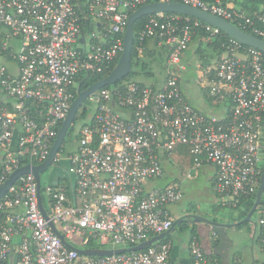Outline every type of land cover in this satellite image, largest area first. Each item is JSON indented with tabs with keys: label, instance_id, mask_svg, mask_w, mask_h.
<instances>
[{
	"label": "built area",
	"instance_id": "2783aa9c",
	"mask_svg": "<svg viewBox=\"0 0 264 264\" xmlns=\"http://www.w3.org/2000/svg\"><path fill=\"white\" fill-rule=\"evenodd\" d=\"M153 1L237 21L264 40V0L251 15L222 0H0V186L19 167L48 158L75 77L112 65L122 53L129 14ZM84 6L83 17L99 25L82 43L78 8ZM191 18L156 13L134 38L138 58L149 40L166 47L162 86L131 80L89 98L94 110L75 130L77 146L67 157L73 186L40 185L48 218L31 173L18 176L0 198V264H169L168 239L133 252L85 255L66 246L49 223L82 249L128 247L164 233L173 224L169 206L183 191L179 185L145 187L163 175L162 159L178 146L187 148L191 169L215 167L212 188L221 205L237 208L256 195L264 170L263 52L232 37L224 41L220 58L200 80L224 112L197 110L180 87L182 55L195 28L221 30ZM60 150L53 164L61 163ZM256 213L264 264V193ZM189 252L192 264H222L195 237Z\"/></svg>",
	"mask_w": 264,
	"mask_h": 264
},
{
	"label": "water",
	"instance_id": "95a60500",
	"mask_svg": "<svg viewBox=\"0 0 264 264\" xmlns=\"http://www.w3.org/2000/svg\"><path fill=\"white\" fill-rule=\"evenodd\" d=\"M170 12L173 14H180L189 16L195 19H198L204 23L211 24L217 28H219L225 35L232 37L239 41L240 43L256 48L264 53V40L256 35H253L250 32H247L240 27L236 26L232 22L218 17L214 14L205 12L197 7L182 4L178 2H164V1H153L146 4L139 6L137 9L132 11L126 21V28L123 35V50L122 53L113 67L112 71L105 76L104 78L96 81L92 85L88 86L85 89L77 90L75 98L72 100L68 113L63 120L60 128L58 129L56 139L50 149L48 158L38 165L27 164L24 166L19 167L15 171H13L9 178L0 186V198H2L16 178L22 174L31 173L35 176L38 186V195H39V206L41 209L42 214L45 218H48L46 211L42 205V200L40 196V185H41V173L46 171L53 163V159L56 153L60 150L61 145L64 142L65 136L67 131L69 130L70 126L73 124L76 118V114L81 108L82 104L92 98L93 100L97 99V92L105 87V86H112L117 83V81H122L130 72L134 70L131 66L132 60V50L134 46V38L135 32L133 29V23L146 15L149 14H156V13H166ZM83 41V37L81 38ZM264 168V165H263ZM59 177V176H58ZM58 177H56L55 182H50L52 185H56L58 183ZM264 193V170L260 177V185L255 195V201L253 206L251 207L250 211L246 214V216L241 219L240 221L234 222L232 226H237L243 222H252V214L254 213L255 209L259 204L262 203V196ZM190 221L195 222H205L212 226V229H215L220 233L219 228L224 227L225 224L217 222L215 220L208 219L206 217H202L197 214L193 213H186L180 218H177L173 221L172 227L161 233L159 235L153 236L148 240L142 241L136 245L128 246V247H119V248H98V249H82L77 248L69 244L65 241L62 234L56 229L52 222H50V226L52 230L58 235L61 241L68 247L75 249L77 252L85 255H110L114 253H124V252H133L140 249H143L146 246L153 244L156 241H159L166 236H168L174 227L181 223H188ZM234 245L236 250L234 252H240L242 250V239L240 235L234 237ZM216 252V250H214ZM222 264H231L227 258H223ZM251 264H257L255 260H252Z\"/></svg>",
	"mask_w": 264,
	"mask_h": 264
},
{
	"label": "rangeland",
	"instance_id": "374dc122",
	"mask_svg": "<svg viewBox=\"0 0 264 264\" xmlns=\"http://www.w3.org/2000/svg\"><path fill=\"white\" fill-rule=\"evenodd\" d=\"M201 49H205L204 52H208L207 47L201 46ZM193 51L194 48L184 52L182 55L181 62H185L186 68L185 70L179 72V79H180L179 83L181 90L183 91L185 97L188 99L189 103L192 104V106L195 109L200 110L204 113L219 114L222 112L220 110V107H223V103L221 101L218 102V100L214 101L213 99H211L207 94V88L201 87L200 80H201V73L203 71V67L201 65V60L198 54L196 53L194 56ZM160 59H161L160 57L157 58L155 65L149 64L150 69L153 71L154 75L162 74L163 71L165 70L164 69L165 65L163 61H161ZM212 64H214V62ZM133 78L134 79L143 78V80H145L150 77H142L140 73H137L133 75ZM94 105L95 104L89 102L88 105L89 114H91L92 111L94 110L93 107ZM81 123L82 122L76 124L75 127L76 131L78 130ZM70 128L67 131L64 142L62 144V151H61L62 161L57 165L52 164L46 171L41 173L40 177H41L42 186L50 182H55V179L58 176L61 177L59 184H66V185L70 184V186L72 187L73 183L75 182V177L70 173H68L67 171L69 164L67 157L72 151L75 150L77 146L76 132L71 134ZM172 155H171L172 157L170 156L169 159L162 160L163 175L160 178L155 179L150 185L151 186L153 185L157 188L158 187L164 188L167 186H173L178 184L181 186L183 191L182 199L178 203L169 206L175 218L176 217L178 218L181 215L185 214L186 211L189 209H191L192 212H195L193 214L199 212L209 214V212L211 211L208 207L210 206V202H212V200L215 199L210 189V184L208 179V176L210 175L211 171H206L205 174L203 173L205 171L204 169H199V170L193 169L195 171L191 172L190 155L187 153L186 156V152H183L182 147H179L177 150H175ZM176 156L178 158L180 157L181 159L178 160ZM188 172L190 175L189 178L187 176ZM237 208L239 209L240 207ZM219 210L220 212L225 213L226 217L227 214L233 215V212L227 207L220 208ZM256 219H257V215L253 213L252 222H256ZM186 224L187 223H185V225ZM191 228H192L191 225L186 226L182 231L180 230L179 225H176V231L179 233L182 232L183 233L182 235H184V237L186 238L185 240L189 238L191 233ZM237 235L239 234L235 233L234 237ZM239 258L240 255L235 254L234 261L237 262Z\"/></svg>",
	"mask_w": 264,
	"mask_h": 264
},
{
	"label": "crops",
	"instance_id": "0c3cea01",
	"mask_svg": "<svg viewBox=\"0 0 264 264\" xmlns=\"http://www.w3.org/2000/svg\"><path fill=\"white\" fill-rule=\"evenodd\" d=\"M222 1L228 7H231L233 9H241V10H244L245 12L253 10V8H257V10L255 12L260 10V4L255 6L253 4L254 0H222ZM85 10H86V7H85ZM84 18H85V16H84ZM86 19L89 20V22L91 23L92 30H90L88 32H84L82 30V36L80 37V41L82 43L85 41L87 42V39H88L87 37H88L89 33L96 30V26L99 25L98 23H95L94 21H92V19H90V18H86ZM82 37H83V41L81 40ZM197 39L198 38L192 39L189 46H188V49L186 50V51H188V50H191L192 48H194V51H193L194 56L197 53V48H198V43H199V40H197ZM165 51H166V48L164 46H162L161 44H159L158 42H156L155 40H149L148 41L145 52L142 55V59L147 64L146 65L147 68L145 70L146 72H141L140 74L142 75V77H150V78L145 79V80H143V78H140V79L137 78L136 79L137 82H141L145 85L146 84L152 85L154 87H160L163 85L164 80H165V70L163 71L162 74L154 75L153 71L150 69V65H155L158 57H160L161 58L160 60L163 61V63H164V57L166 55ZM182 64L186 68L185 62H182ZM201 75H202V73H201ZM212 103H215V102H212ZM214 105H216V104H214ZM219 107H220V105H219ZM220 110L222 112L219 114H215V115H221L224 112L223 107H220ZM207 114H210V113H207ZM163 159L164 160L169 159V157H165ZM180 159L181 158L179 157L178 160H180ZM188 162H189V160H188ZM190 169H191V167H190ZM199 169H204L205 171L203 170L204 171L203 173H205V174H206V171H211L210 175L208 176V179H209L210 189H211L215 199L212 200V202H210V206L208 208L210 209L211 212H209V214H206L203 212H199L196 214L200 215L202 217H206L208 219L223 223V224H225V226L220 227L219 228L220 233H218L217 230L212 229V226L209 225L208 223H205V222L190 221L186 225H185V223L182 225L178 224L180 230H182V231L184 230V228L186 226H190V225L192 226L190 236L187 240H185L186 238L184 237V235H182L183 234L182 232L179 233L176 231V226H175L174 229L172 230V232L167 236L168 240H170V242H171V249H170V253H169V264H192V258H191L190 252H189V244H190V240L193 239V237H195L199 242L201 240V242L203 244V245L202 244L201 245L208 255L219 258L221 260V262H222L223 258L225 257L229 260V262L231 264H235V261H234L235 260V254H239L240 255L239 259L243 260L246 264H251L252 260H255L256 263L259 264V262L262 259L261 239H260L261 236H260L259 227L258 226L256 227V225H255L256 222H245L241 226L240 225H237V226L229 225V224H232L234 222L241 220V219L239 220L238 218H239V215L241 214V211L244 208L239 206L240 207L239 209L238 208L235 209V208H230V207L221 205L220 202L218 201L217 195L214 194V191L212 188L213 178L215 175V167L210 165V164H204L203 166H201L200 168L195 169V170H199ZM195 170L191 169V172L195 171ZM189 172L187 173L188 178L190 176ZM152 182L153 181H151L145 187V190L148 191V190L155 187L153 185L152 186L150 185ZM179 187L181 188L180 185H179ZM225 207L229 208L233 212V215L227 214V217L229 215L228 218L226 217L225 213H222L219 210L220 208H225ZM169 210H170L171 217L173 218V221H174L175 219H177V217L175 218L173 216L170 208H169ZM186 213H195V212H192V210L189 209L186 211ZM185 214H183V215H185ZM183 215H181L180 217H182ZM180 217H178V218H180ZM235 233L241 235L242 250L240 252H234L236 250L235 247H237L234 245V242H233ZM214 250H216V252Z\"/></svg>",
	"mask_w": 264,
	"mask_h": 264
},
{
	"label": "trees",
	"instance_id": "16d2710c",
	"mask_svg": "<svg viewBox=\"0 0 264 264\" xmlns=\"http://www.w3.org/2000/svg\"><path fill=\"white\" fill-rule=\"evenodd\" d=\"M260 3H261L260 0H254L253 1V4L255 6L260 4ZM78 10L81 12V17H82V19H81V27H82V30L84 32H88V31L92 30V28H91L92 26H91V23L89 22V20H87L86 18L83 17V12L85 11V8L84 7H80V9L78 8ZM256 10H257V8H253V10H250L248 12L251 15ZM164 14L165 15H170V14H173V13L166 12ZM152 15H155V14H149V15L143 16V17L137 19L133 23V29H134V32H135V37H136L137 33L143 28V26L145 25V23L148 20V18L150 16H152ZM190 20L194 21L195 19L191 18ZM231 22L233 24H235L236 26L240 27L241 29H243V30H245L247 32H250L253 35H256L255 33H253L251 31V29H249L247 27H244V26H240L237 21H231ZM194 38H198L197 40H199L198 48H197V54H198V56H199V58L201 60V65H202L203 69H205L207 66L211 65L213 62H215L216 60H218L220 58V55L222 53L221 44L224 41L228 40L230 37L225 35L221 31L218 34H211L210 32L206 31L203 27H197V28H195V32L192 35V39H194ZM135 44H136V39H134V47H133V50H132V60H131V66L134 68V70L132 72H130L128 74V76H126L122 81H117L116 84H114L112 86H105L103 88L123 86V84H125L128 81L136 80V79L133 78L134 74L141 73V72H146L145 70L147 68L146 67L147 64L144 62V60L142 58H138L137 57V53L135 52ZM201 46L207 47L208 52H204L205 49H201ZM242 46L246 47V45H244V44ZM119 57L112 63V65H110L108 68H106L104 71H102L100 73H93V74H91V73H89V74H87V73H79L75 77L74 83L69 86V91L72 93V100L75 98L78 88H79V90L85 89L88 86H90L93 83H95L96 81H98V80L104 78L105 76H107L112 71V69L115 66V64L117 63ZM263 57H264V53H263ZM141 84H143V83H141ZM88 101L90 102V100H87L85 103H83L81 108L77 112L75 121L70 126L71 127L70 128L71 134L75 133L76 124H78L80 122L83 123V120H85V118H86V116L88 114V110H89L88 109V107H89L88 106L89 105ZM263 124H264V116H263ZM179 147H182L183 152H186V156H187V153H188L187 148L184 147V146H178V147L175 148V150H177ZM60 149H61L60 151H62V145H61ZM60 180H61V177L59 176L58 177V181H60ZM254 201H255V196L254 197H250L249 199L242 201V203L239 206L244 208V209L241 211V214L239 215V218H238L239 220L244 218L246 216V214L250 211L251 207L253 206ZM244 223L245 222H243L242 224H239V225L241 226ZM182 224L183 223H181V225ZM167 239H168V237L166 236L165 238L162 239V241H165ZM208 256L214 257V256H211V255H208ZM214 258H216V257H214Z\"/></svg>",
	"mask_w": 264,
	"mask_h": 264
},
{
	"label": "flooded vegetation",
	"instance_id": "af4514ba",
	"mask_svg": "<svg viewBox=\"0 0 264 264\" xmlns=\"http://www.w3.org/2000/svg\"><path fill=\"white\" fill-rule=\"evenodd\" d=\"M254 213L257 214V213H256V209H255ZM255 225H256V227L258 226V224H257V219H256V224H255Z\"/></svg>",
	"mask_w": 264,
	"mask_h": 264
}]
</instances>
